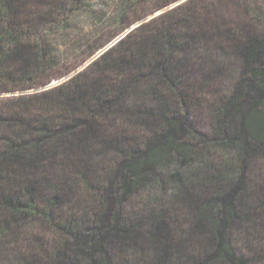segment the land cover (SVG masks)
I'll list each match as a JSON object with an SVG mask.
<instances>
[{
  "label": "trees",
  "instance_id": "16d2710c",
  "mask_svg": "<svg viewBox=\"0 0 264 264\" xmlns=\"http://www.w3.org/2000/svg\"><path fill=\"white\" fill-rule=\"evenodd\" d=\"M74 1L0 0V94L62 76ZM174 1L126 0L121 31ZM0 261L264 264V0H190L0 100Z\"/></svg>",
  "mask_w": 264,
  "mask_h": 264
},
{
  "label": "rangeland",
  "instance_id": "374dc122",
  "mask_svg": "<svg viewBox=\"0 0 264 264\" xmlns=\"http://www.w3.org/2000/svg\"><path fill=\"white\" fill-rule=\"evenodd\" d=\"M62 1L69 2V0H26L27 4L31 7L35 4L45 9H51L55 7L58 2ZM125 1L126 0H75L73 3V10L69 13L68 27L52 35L47 45L51 57L56 58V63L54 65L52 64L53 71H50V74L53 76L56 74L62 76L36 89L0 94V100L29 97L36 94L40 96L43 92H47L69 82L93 62L103 57L111 48L118 45L119 42L128 37L138 27L170 10L184 6V4L190 0H175L165 9L145 17L140 22L128 26L124 31H121L122 26L118 24L117 18L119 17L120 10L124 6ZM147 2L149 3V0H147ZM71 8L72 6L69 5L67 10L69 11ZM133 16L134 15H131L130 19H132ZM126 25L127 24H125L124 27ZM53 84V87L42 90ZM208 126L209 119L206 116L205 118H199L198 116L196 127L210 134L211 131L206 128ZM62 173L63 170L58 172V174ZM76 201L74 207L75 211L81 214V204L77 199ZM0 264H3V261H0Z\"/></svg>",
  "mask_w": 264,
  "mask_h": 264
},
{
  "label": "water",
  "instance_id": "95a60500",
  "mask_svg": "<svg viewBox=\"0 0 264 264\" xmlns=\"http://www.w3.org/2000/svg\"><path fill=\"white\" fill-rule=\"evenodd\" d=\"M53 86H54V84L51 85L50 87H45V88H43L42 90H45V89L51 88V87H53Z\"/></svg>",
  "mask_w": 264,
  "mask_h": 264
}]
</instances>
